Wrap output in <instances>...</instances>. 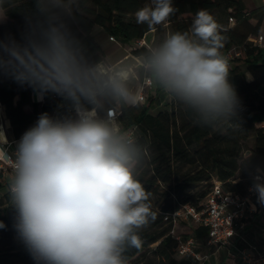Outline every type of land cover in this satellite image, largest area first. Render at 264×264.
Wrapping results in <instances>:
<instances>
[{
    "label": "clouds",
    "instance_id": "clouds-1",
    "mask_svg": "<svg viewBox=\"0 0 264 264\" xmlns=\"http://www.w3.org/2000/svg\"><path fill=\"white\" fill-rule=\"evenodd\" d=\"M34 3L23 42L0 40V76L38 98L54 93L72 112L40 114L16 142L8 185L14 227L37 264H126L125 251L141 247L139 230L156 218L137 178L144 154L114 114L136 102L132 71L88 56L71 27L79 0ZM176 11L173 0H154L135 19L151 29ZM224 40L213 15L200 9L189 31L149 46L139 68L202 122L232 121L240 101L221 53ZM252 179L250 191L264 206V175Z\"/></svg>",
    "mask_w": 264,
    "mask_h": 264
},
{
    "label": "trees",
    "instance_id": "trees-1",
    "mask_svg": "<svg viewBox=\"0 0 264 264\" xmlns=\"http://www.w3.org/2000/svg\"><path fill=\"white\" fill-rule=\"evenodd\" d=\"M151 1L79 0V12L71 27L91 60L104 62L105 52L93 35L95 26H101L110 38L123 44L137 42L155 31L157 44L166 38V26L172 33L189 31L197 11L206 9L225 37L221 53L225 56L232 48L242 51V57L229 64V82L240 101L235 120L204 123L174 99L173 110L153 113L162 105V91L156 88L147 95L146 102L131 104L118 116L127 135L132 133L131 138L144 154L137 178L151 194V208L156 213L155 220L139 230L141 247L125 251L126 264H193L191 259L178 256L180 236L176 235L178 221L173 213L183 206L201 210L215 180L225 191L246 195L253 185V174L264 175V49L250 41L261 31L264 8L250 11L244 0H173L177 11L149 29L147 24L136 23L135 12ZM0 8L6 17L0 22V40L11 38L22 43L29 20L36 15L34 0H0ZM260 12L261 17L253 23ZM146 49L136 47L132 54L139 58ZM139 76L141 81L146 78L140 68ZM44 95V103L35 102L30 87L0 76V104L10 121L13 138L32 127L40 114L56 111L57 100L49 93ZM3 200L0 221L6 227L0 229V264H37L14 227L16 210L9 189ZM254 202L264 208L257 203V196ZM206 235L207 229L195 224L192 235L181 237L203 241Z\"/></svg>",
    "mask_w": 264,
    "mask_h": 264
},
{
    "label": "built area",
    "instance_id": "built-area-1",
    "mask_svg": "<svg viewBox=\"0 0 264 264\" xmlns=\"http://www.w3.org/2000/svg\"><path fill=\"white\" fill-rule=\"evenodd\" d=\"M260 1L264 8V0ZM110 39L115 41L114 38ZM250 41L259 48L264 49V17L262 19L260 33L257 36L251 37ZM137 43L140 47L145 46L148 48L150 46L147 44L146 38L137 41ZM225 57L230 64L235 58L242 57V51L237 48H232L225 54ZM145 89H154L147 78L141 83V92L138 96L137 103L146 102L148 93L144 94ZM49 94L53 99L57 100L58 109V104L62 97L51 92ZM114 114L118 118L120 113L117 112ZM21 136L19 138H12L2 144L3 150L0 151V179L5 180V184L7 185H9V178L12 174V161L14 159L16 142L19 141ZM129 137H132V133L129 134ZM251 188L252 186L246 195H240L225 191L222 183L215 180L201 210H197L192 206H183L175 211L172 215L175 221H179L180 218L184 217L207 229V235L203 241L193 236L187 238L178 237V256L182 259H191L202 263L206 257L198 252V248L206 245L207 247L218 249H236L243 264H264L263 254L256 255L243 249H237L233 243L238 233L245 230L249 213L251 212V206L255 203L254 198L256 194L254 191H250Z\"/></svg>",
    "mask_w": 264,
    "mask_h": 264
},
{
    "label": "rangeland",
    "instance_id": "rangeland-1",
    "mask_svg": "<svg viewBox=\"0 0 264 264\" xmlns=\"http://www.w3.org/2000/svg\"><path fill=\"white\" fill-rule=\"evenodd\" d=\"M244 1H245L246 5L250 11H256L258 8L262 7V3L260 2V0H244ZM148 6H154V0H152ZM261 10L263 12L264 9H261ZM262 12L255 15V22H253V23H257V21L259 20V18L262 15ZM2 16H3V19H6L4 13L2 12V9L0 8V17H2ZM263 17H261V18H263ZM3 19H0V22L4 21ZM94 28L95 29H93V31H94L93 35L95 36L97 41L100 43V45L102 46V48L105 52V61H107V57H108V61H110V62L114 61L113 64H116V66L127 65L129 67V70L132 71L133 86L135 88V91H137L138 89H140V91H141L142 81H141V78L139 76V58L134 57L132 54L133 50L136 49V47H140L139 44L137 42H132L130 44L118 43V41L111 40L110 36L104 31V29L101 26H95ZM166 28L168 29L166 36H168L169 34H172L170 28L168 26H166ZM98 29H103V32H99ZM146 41H147V44L150 46L156 44V42L158 41V36H157L156 32L155 31L150 32L147 35ZM119 58H121V59H119ZM117 59H119V60H117ZM247 77H248V79H251V76L248 75ZM152 91L155 92V89L154 90L145 89L144 94H146V93L151 94ZM157 96L158 95H155L156 98H157ZM160 99L162 101V105L159 108L154 109L153 113H157L160 110H167V109L173 110L175 108V102H174L172 97H170V96H168L162 92L160 94ZM0 108H1V106H0ZM0 111H1V109H0ZM50 116L56 117L55 112L53 114H51ZM4 117L7 118L5 113L0 112V123L2 124V126H3V122L5 121ZM241 180H242V178H241ZM243 181L247 182L248 179H243ZM0 183H2V185H3V187L0 189V208H1L2 203L4 201L3 200L4 195L8 191V188L5 185V180L0 179ZM194 229H195V223L190 219H185L184 217H182L178 221V226L176 229V233H177L176 235H179V236L192 235V232L194 231Z\"/></svg>",
    "mask_w": 264,
    "mask_h": 264
},
{
    "label": "crops",
    "instance_id": "crops-1",
    "mask_svg": "<svg viewBox=\"0 0 264 264\" xmlns=\"http://www.w3.org/2000/svg\"><path fill=\"white\" fill-rule=\"evenodd\" d=\"M98 30L99 32H103V29H98ZM103 63L109 66H116V64H113L114 61L113 62L108 61V57H107V61ZM31 90H32L33 100L35 102L44 103L45 95L42 94L38 98L37 93H35L32 88ZM140 92H141L140 89L136 91V102H134L133 104L137 103V99L138 96L140 95ZM0 106H1L0 108L1 113H5L4 107L1 104ZM26 110L29 111L30 107L27 106ZM3 127L6 135V140H3L2 137L0 136V151L3 150L2 144L13 138L11 133V124L7 118H5V121L3 122ZM233 243L237 249H243L246 250L247 252L256 255L257 254L264 255V208L263 209L258 208V206L255 203L251 206V212L249 213V218L247 221L246 228L244 231L238 233V235L233 240ZM198 252L202 256H205L206 259L202 263H198L196 261L191 260L193 264H243L236 249H232V248L218 249V248L207 247L206 245H202L198 248Z\"/></svg>",
    "mask_w": 264,
    "mask_h": 264
},
{
    "label": "water",
    "instance_id": "water-1",
    "mask_svg": "<svg viewBox=\"0 0 264 264\" xmlns=\"http://www.w3.org/2000/svg\"><path fill=\"white\" fill-rule=\"evenodd\" d=\"M72 112V104L70 101L62 98L58 104V109L56 110V117H63Z\"/></svg>",
    "mask_w": 264,
    "mask_h": 264
},
{
    "label": "bare ground",
    "instance_id": "bare-ground-1",
    "mask_svg": "<svg viewBox=\"0 0 264 264\" xmlns=\"http://www.w3.org/2000/svg\"><path fill=\"white\" fill-rule=\"evenodd\" d=\"M0 136L2 137L3 140H6V135H5L4 127L2 126L1 123H0Z\"/></svg>",
    "mask_w": 264,
    "mask_h": 264
}]
</instances>
